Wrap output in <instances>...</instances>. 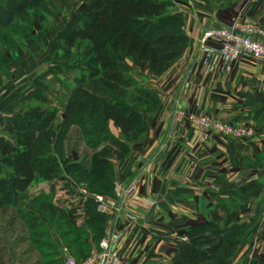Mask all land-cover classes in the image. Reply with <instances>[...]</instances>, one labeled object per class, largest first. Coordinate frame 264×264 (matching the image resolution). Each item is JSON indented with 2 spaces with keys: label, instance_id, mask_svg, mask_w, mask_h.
<instances>
[{
  "label": "trees",
  "instance_id": "obj_1",
  "mask_svg": "<svg viewBox=\"0 0 264 264\" xmlns=\"http://www.w3.org/2000/svg\"><path fill=\"white\" fill-rule=\"evenodd\" d=\"M46 1L0 0V73L22 54L26 38H37L43 32V11L38 12ZM85 1L87 11L62 39L72 50L79 41L84 43L82 63L86 65L77 73L73 71L63 106H47L41 116L16 114L8 119L11 126L3 124L0 134V212L12 209L31 229L39 220L23 208L40 211L61 237L73 235L67 246L77 254L90 250L89 239L98 244L107 220V213L97 209L91 193H114L111 161L124 159L131 142H140L145 136L146 124L134 103H144L147 109L159 104L154 91L118 65L117 54L135 67H146L150 75L160 76L190 45L185 20L170 13V0ZM70 63L72 67L74 61ZM253 81L255 87L244 94L242 106L251 116L258 134L255 138L259 139L264 133V78ZM25 101L28 108L44 104L37 91H31ZM110 124L119 130V136L111 132ZM73 140L75 144L67 147ZM245 161L254 169L264 165V138L259 151ZM64 172L89 193L83 201V216L54 205L45 194L25 204L29 188L37 181L48 182ZM263 181L264 176L259 175L241 184L231 198L218 199L223 213L207 206L206 217L189 221L180 230L188 240L177 241L163 264H229L238 239L249 228L240 218L248 210L243 199L248 194L259 196ZM78 217L84 226L77 227ZM32 231L44 233L34 228ZM258 264H264V255Z\"/></svg>",
  "mask_w": 264,
  "mask_h": 264
},
{
  "label": "crops",
  "instance_id": "obj_2",
  "mask_svg": "<svg viewBox=\"0 0 264 264\" xmlns=\"http://www.w3.org/2000/svg\"><path fill=\"white\" fill-rule=\"evenodd\" d=\"M181 1L187 5L186 19L183 18L191 43V40L198 36L202 37L207 30L213 28V23L216 22L217 5L212 0ZM260 1V4L264 5V0ZM86 6L88 9V3ZM254 9L252 8L248 14L251 15ZM60 11L61 9H58L57 12L62 17H57L52 27L37 38H27V50L17 60L6 64L5 71L0 73V134L4 123L11 126L8 119L12 116L16 114L41 116L47 106L60 109L68 97L74 76L68 68L72 49L63 44L62 39L72 26L78 24V22L70 21L72 17L75 19L83 13L74 9V13L71 10L73 14L66 18L67 15ZM242 15L244 17L243 12ZM262 15L264 20V11ZM185 53L179 60L185 59L187 55ZM196 53L197 51H194L187 58L185 71L189 72L196 57L200 59ZM170 70L173 69L166 72L171 73ZM168 73L160 77L164 80ZM204 75L207 74L202 75L197 72L198 81L188 88L187 98L190 100L187 102L183 99L181 85L174 89L175 84L170 83L168 89L161 88V92L165 93L169 104L174 101L173 104L166 106L160 103L157 112L153 111L155 108L136 107L146 124L144 144L149 143V146H145L142 150L141 145H137L135 151L129 152L128 158L122 159L124 166L134 165L133 170L124 173L123 176L128 174L130 178L133 175L131 178L133 179L140 176L139 172L145 166L150 167V188L142 187L140 190H134L132 196L136 201L131 206L138 220L142 224L149 222L156 231H163V228L169 225L199 221L206 217L209 205H212L219 213H223L225 209L218 204V199L231 198L241 184L257 179L259 175L264 176V165L254 169L245 161L248 156L259 151L264 133L258 136L259 139L255 136V140L247 142H238L216 135L199 141L187 125H175L171 122V110L180 96L182 106L192 113H204L232 124L254 125L246 108L242 106V101L244 94L251 92L255 87L253 78L263 79L264 73L254 74L249 81H241L237 86L233 85V81L231 82L235 77L225 79L226 73L215 72L208 76ZM241 77L249 79L246 76ZM31 91H37L43 96L44 104L41 107H26L27 102H23V99ZM110 130L115 136H119V130L112 124H110ZM120 172L118 167V175ZM262 200H264V181L259 196L248 194L243 199L253 208L262 203ZM250 215L248 212L242 213L240 218L247 221ZM143 226L144 231L148 232L149 228L144 224ZM149 231L152 232L150 229ZM173 250L163 254L153 249L149 257L146 253L148 258L136 264H162L163 262L158 263V259L163 260V257H168Z\"/></svg>",
  "mask_w": 264,
  "mask_h": 264
},
{
  "label": "rangeland",
  "instance_id": "obj_3",
  "mask_svg": "<svg viewBox=\"0 0 264 264\" xmlns=\"http://www.w3.org/2000/svg\"><path fill=\"white\" fill-rule=\"evenodd\" d=\"M170 1L173 4V6L170 8V13H177L178 15L181 14V16L185 18L187 5L182 3L183 1L181 0ZM212 2H216L217 5V9L215 12L216 22L213 23V27L227 25L230 21V18L240 12V10H242L245 19H251L255 21L264 30V20L262 19L264 5L260 4V0H212ZM86 4L87 1L85 0H47L45 2V5L42 7V9H39L38 12L39 15L41 14L40 10L43 11V32L52 27L57 17H62L58 14V9H61L60 12H63L64 15H67V18L74 13V9L83 13L84 10L87 9ZM252 8L255 9L253 10V13L251 12V15H249L248 13L250 10H252ZM71 10L73 11L72 14ZM81 15H79L75 19L72 17V20L70 21H72L73 23L79 22V18L81 17ZM32 20L33 19H31V21ZM201 40V36H198L194 40H191L190 47L185 53L187 54L185 59H177L169 68L173 69L172 71L170 70L171 73L164 72L168 73L167 76L165 75L164 80L160 76H150L148 70L145 67H135L134 65H132L131 61L124 58L120 54H117L116 58L118 61V65L121 68L126 69L125 72L130 74V76H132L134 80L142 84L146 89L154 91V94L158 98V103H162L166 106L170 105L171 103L173 104L174 101H171L169 104V100H166L165 93L163 91L161 92V88L162 90L168 89L167 87L170 83L175 84L174 89L181 85L182 94L184 97L183 99H185L187 102L190 100L187 98L189 93L188 88L198 81L196 76L197 72H200L202 75L207 74L204 76L211 75L215 72L222 74L226 73L227 75H225V79H228L231 76L235 77L234 80H231V82L233 81L234 86H237L241 81H249L254 74L264 73L263 60L249 61L243 59H222L211 70L208 66H205L201 62V59H199L198 57H196L195 61L191 64L189 72L185 71L188 60L187 58L192 55L194 51H197L196 54H198L200 58L204 53L201 51V45H205L206 41L205 43H202ZM261 41L264 42V37L261 38ZM207 43L208 46L213 44L212 42L210 43V41ZM83 46L84 43L79 41L71 51L70 59L71 62L74 61V64L72 65V67H70V63L68 68L72 72L75 71L77 73L79 70H82L84 69V67H86V65L82 63V59L84 57ZM213 46L215 47L216 45ZM26 50L27 45L25 43L23 52H25ZM241 76H246L249 79H243ZM177 99L181 104L182 98L179 96V98ZM134 105L142 109L147 108L144 103H134ZM158 106L159 105L154 107V112L158 111ZM159 108H161V106ZM181 124L183 125L184 123ZM252 139L255 140L254 137L234 140L238 142H247L252 141ZM144 142L145 138H143L140 142H131L130 151H135V146L137 145H141L142 150L145 146L148 147L149 143L144 144ZM171 142H173V140ZM73 144H75V140L68 143L67 147ZM81 150L83 151V149H80V152H82ZM166 150L168 149L166 148ZM68 156L71 160L72 154L68 153ZM126 158H128V155L125 157V159ZM121 161L122 160H112L111 162L114 168V185L115 183H118L119 185L127 184L128 186V190L123 198V202H117L118 196L114 191V186V193L106 195L102 193L98 194L103 198L104 204L106 206L105 212H107V220L101 239L105 236L108 230L109 221L112 217V214L117 212L118 217L116 219V223L119 229L123 231V242L120 247L121 258L119 263L136 264L140 260L143 261L144 258L147 257V254L149 257L151 250L153 249H157L160 253L167 254V251L174 249L175 243L177 241H187V236L180 232V230L189 222H184L186 224L182 223L165 226L163 228V231H156L151 227V224L149 222H143V224L152 231L150 232L148 229V232H145V227L140 222V220H138L137 215L134 212V208L131 205H134V202L136 201V199L132 196V194H134V190H140L142 187L150 188V167L145 166L143 170L139 172V177L131 179L133 175L130 176V178H128V174H126L125 177L123 175L124 173L132 171L134 165H130L131 167L124 166V160L122 162ZM118 167L121 170L120 175H118ZM31 187V190H28L29 194L27 193L28 198L26 199L25 204H27L29 200H31L34 196H37L38 194H45L51 197L52 203L54 205L63 207L67 211L72 210L74 215H77V213L80 212L79 216H83V201L88 198L89 193L85 188H82L84 187L82 184L77 183L76 180L72 176L67 175V173L64 172L60 176L48 181L47 183L44 181H37V183H35ZM91 197H94L93 193H91ZM23 209L28 215H31L33 217L36 216L39 220V222H37V225H35L31 229L28 228V223L26 222V220L24 221L23 219H19L14 215L12 209H8L6 212H0V264H63L64 252L67 253V255H71L73 256V258H75L78 257V255L80 257L86 256L97 249L98 244L95 245L96 242L93 243V241L89 239V242L91 243V246L89 248L90 250L82 254L75 253L67 246L68 240H70L73 235L65 238L61 237L59 235V232L54 229L53 224L49 223L40 211L32 210L25 206ZM77 209L79 211H77ZM247 209V212L251 214L246 221V223L249 225V228L247 233L242 235L238 239L235 250L230 257L229 264H258V259L264 255V205L263 203H259L253 208L252 205L248 204ZM259 211L260 213L258 214ZM125 213L133 215L134 219H128L125 216ZM130 221H132V223H130ZM75 223L77 227H80L82 225L84 226L83 219L80 217L75 220ZM33 228L35 230H42L44 232L43 235H38L35 233L32 234ZM86 228L89 229V227L87 226ZM157 236L160 238H158ZM137 253H139V255ZM166 259L167 256H164L163 260L159 258L158 263H164Z\"/></svg>",
  "mask_w": 264,
  "mask_h": 264
},
{
  "label": "built area",
  "instance_id": "obj_4",
  "mask_svg": "<svg viewBox=\"0 0 264 264\" xmlns=\"http://www.w3.org/2000/svg\"><path fill=\"white\" fill-rule=\"evenodd\" d=\"M263 37V28L255 21L245 19L242 12H238L231 17L227 25L213 27L203 34L201 42L205 43L206 41V44L201 45V51L204 52L200 58L201 62L212 70L222 59L264 61V42L261 41ZM209 41L213 43L210 46L207 43ZM171 122L175 125L181 123L187 125L199 141H204L213 135L229 139L252 138L258 135L252 124H232L204 113H192L183 107L178 99L171 110ZM127 190V185L115 183L114 191L118 196L117 202H123ZM93 198L98 204L97 209L105 212L106 206L103 198L98 194H94ZM77 211L79 210L77 209ZM77 215H80V212ZM117 215V212L112 214L108 230L99 241L95 251L81 260H76L64 252L63 264H119L123 231L117 226ZM125 216L130 220L134 219V216L128 213H125Z\"/></svg>",
  "mask_w": 264,
  "mask_h": 264
}]
</instances>
